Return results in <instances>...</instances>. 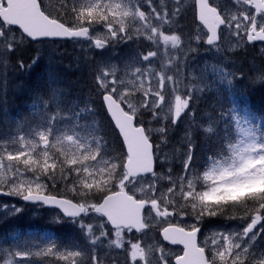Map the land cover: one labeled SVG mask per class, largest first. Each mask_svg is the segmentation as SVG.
Masks as SVG:
<instances>
[{
    "label": "snow or ice",
    "instance_id": "1",
    "mask_svg": "<svg viewBox=\"0 0 264 264\" xmlns=\"http://www.w3.org/2000/svg\"><path fill=\"white\" fill-rule=\"evenodd\" d=\"M58 40L79 45L93 89L70 107L51 89L30 120L0 132V197L23 202L0 209L50 211L76 238H16L0 264H264V130L219 101L211 114L197 107L208 92L235 94L238 79L264 82V67L224 66L225 52L264 42V0H0V83L10 66L37 63L39 52L22 56L33 42ZM204 45L217 62L195 75ZM216 220L235 225L200 239Z\"/></svg>",
    "mask_w": 264,
    "mask_h": 264
},
{
    "label": "rangeland",
    "instance_id": "2",
    "mask_svg": "<svg viewBox=\"0 0 264 264\" xmlns=\"http://www.w3.org/2000/svg\"><path fill=\"white\" fill-rule=\"evenodd\" d=\"M182 26H185V21H181ZM229 43H234V41L232 42H225V48L228 47ZM30 50L27 49L26 51V55L29 57L31 62V59L33 57H35L37 55V52H39V59L37 61L36 64H34L31 68L27 69V70H14L11 66L8 68L7 70V74H6V79L3 81V83H0V132H5L7 130L14 129L16 127L17 122L23 123L24 120L27 119H31L32 118V114L34 112L33 109V104L34 102L38 103L37 101V97H36V92L38 91L39 88H43L42 86H44V88L46 87V92L47 95L42 93V97L44 99H49V97L51 96V89H58L56 87V84L58 81V77H59V72L56 73V70L60 67V65H62L61 62H54L53 60L58 58L60 60H62V56H64V54H70L73 53V58L72 56H70L68 58V60H72L73 63H75V60L77 59V62L79 61V59H81L79 56L82 52L81 48L79 47V45L74 44V45H70L68 46L67 44H63V43H54V42H43V43H39L37 45H32L30 46ZM206 47H201L200 51L195 55V59L192 61V65H193V70H194V74L195 75H199V69L202 68L204 66L205 62H208L209 64L211 63H216L217 62V57L212 53V52H206L204 49ZM241 49V51H243L242 53H246V54H250L248 55L247 58L243 59L244 57L239 56L238 53H240L238 50ZM123 50V51H122ZM79 52V53H78ZM128 54V48L125 45H120L117 48V53L116 55L113 57L114 61L119 63V57L122 55H127ZM107 55H111V53H108ZM225 55L228 57V60L224 63V66L226 68V70L228 71H235V72H244L247 74V76H252V68L254 66L257 67H264V53L261 52L260 47L256 46V47H246V48H238L236 51L234 52H225ZM257 57L259 59H257ZM101 57L95 54V58L96 60L100 59ZM13 59L14 57L11 59L10 64L13 65ZM27 59V60H29ZM260 60L262 61L260 63ZM28 62V61H27ZM38 68L39 74L35 73V69ZM66 67L69 68V66L66 64ZM27 71V72H26ZM46 71L49 73V76H54L53 78H47V82L44 83L43 82V77L42 74L45 73ZM26 72V73H25ZM27 74L28 77H37V81L33 82L34 84L32 85H27L24 87V83L20 82V79L23 77V75ZM35 73V74H34ZM187 74V73H186ZM27 76L25 78H28ZM40 77V79L38 78ZM56 79V80H55ZM246 79V78H245ZM38 80L40 81V83H38ZM240 79L234 81L235 84V88L237 89V82H239ZM246 81H249V79H246ZM43 83V85H42ZM256 83H260V82H256ZM26 91H29L27 93H25V95H27L29 97V99L31 98V100H25L22 103L19 104H23V105H27L25 110H21L19 109V104H18V97L20 96V88ZM36 91V92H34ZM43 92L45 93V91L43 90ZM18 95V96H17ZM12 97L13 98V103H11L10 101H7L6 98ZM24 98V97H23ZM59 99L62 101L63 97L59 96ZM74 99V98H73ZM71 99V100H73ZM74 101H79L74 99ZM84 101V100H83ZM217 101H219V105L222 106H226V108H228V111L232 110L233 108L235 109V111L232 113L233 115L237 116L238 118H243V117H249L253 123L256 124V120L251 118L250 115L246 112V108L249 107V103L246 100H241L239 99L237 101V103H234V96L233 94L229 93L228 91H225L221 96L217 97L215 95V93L213 92H208L206 93L199 104H202L204 106H200L197 105L198 109L203 113L207 110H204L203 108H209L212 107L214 105H217ZM226 103H228L229 105H226ZM63 106L65 107H70L69 103H66L62 101ZM213 104V105H212ZM31 108V109H30ZM12 109H14L15 111H12ZM24 109V107H23ZM252 115V113H250ZM255 117V116H254ZM257 118V117H256ZM259 119V118H257ZM260 120V119H259ZM183 128V125H182ZM0 201H2L5 204H15L17 206H20L22 203L20 201H17L16 198H12V197H0ZM40 211L39 208H25L24 212H27L26 217L29 216L30 214H37ZM39 214V213H38ZM48 214L50 216H48ZM47 214L48 218H51V212H49ZM8 216L10 215H6L3 209H0V220H7ZM56 225V224H55ZM235 225V222L232 221H224V222H215L213 221L212 223H207L205 226H202V233L203 235H201L200 239H203L204 236L210 235L212 231L215 230H221V229H226V228H233ZM59 226V225H57ZM159 232L158 228H155L152 230V232L150 233V235L156 239L157 238V234ZM45 235H51V234H46L44 232L41 231H29V230H23V231H15V230H11L9 233H7L6 236V241H5V246L4 247H0V249H10L12 247V245L15 243L16 238H19L20 240H23L25 238H33L35 237L37 241H39L41 239L42 236ZM53 236L58 243H64L67 244L69 242H71L74 239H69L66 240L64 242L61 241L59 236L55 237L54 233ZM133 238L131 236V234H126L125 239H130ZM160 240V239H159ZM134 242V240H133ZM3 244V245H4Z\"/></svg>",
    "mask_w": 264,
    "mask_h": 264
},
{
    "label": "trees",
    "instance_id": "3",
    "mask_svg": "<svg viewBox=\"0 0 264 264\" xmlns=\"http://www.w3.org/2000/svg\"><path fill=\"white\" fill-rule=\"evenodd\" d=\"M47 2V0H46ZM189 23L190 22H186L185 21V28H189ZM190 30V28L188 29ZM75 44V43H68L67 45L70 46ZM28 50H30L31 48L28 47ZM26 50L23 51L22 56L24 58V60L26 61V63H31L29 62L30 59L29 57L26 55ZM79 53V52H78ZM81 54L79 57L81 59H79V61L77 62V59L75 60V63L72 62V60H68V58L70 56H72L73 58V53L70 54H64V56H62V60L56 58L53 61L54 62H61L62 65H60V67L56 70V73L59 72V79L56 84V87L60 90V96L63 97L62 101L66 103H69L70 106H72L74 103H78L80 106H83L84 102L89 98V94L91 92V90L93 89V83H92V79L90 76V69L88 67V65L84 62L83 60V53H79ZM239 56L244 57L243 59L247 58L248 55L250 54H246V53H240L238 54ZM93 58H95V53H93ZM29 59V60H27ZM257 59H259L257 57ZM96 60V59H95ZM28 61V62H27ZM262 61L260 60V63ZM16 60L15 57L13 59V65H15ZM66 64L69 66V68L66 67ZM37 67L35 69V73L39 74L40 71H38ZM27 72V71H26ZM25 72V73H26ZM23 75V77L20 79V82L24 83V87L27 85H32L34 84L33 82H36L37 77H28L27 74ZM34 73V74H35ZM237 73H240V71H238ZM49 73L46 71V74L43 73L42 77H43V82L46 83L47 82V78L49 80V78H53L54 76H49ZM28 78H25V77ZM40 79V77H38ZM56 80V79H55ZM38 83H40V81L38 80ZM237 84V89L235 88V94H233L234 96V103H237V101L239 99H243L248 101L249 103V107L246 108V112L250 115L251 118L255 119L257 122V124L259 123L260 128L262 130H264V82H260V83H253L250 80L246 81V79H240L239 82L236 83ZM43 85V83H42ZM43 88H39L38 91H34L36 92V97L41 96L42 93L47 95V90L46 87L44 88V86H42ZM20 88V87H19ZM43 90L45 91V93L43 92ZM29 91L23 90L20 88V96L18 97L19 99L18 104L22 103L25 100H31V98L29 99V97L27 95H25V93H27ZM92 99H95V93L92 92ZM18 96V95H17ZM24 97V98H23ZM79 100V101H74V99ZM7 101H10L11 103H13V98L9 97L6 98ZM73 99V100H71ZM84 100V101H83ZM200 106H204L202 104H198ZM213 105V104H212ZM226 105H229L228 103H226ZM216 106V105H214ZM23 107H27V105H23V104H19V109L23 110ZM213 107V106H212ZM212 107L209 108H203L204 110H207V112L209 114H211L212 111ZM223 109L225 112H228V108H226V106H223ZM12 111H15L14 109H12ZM252 113V115L250 114ZM255 116V117H254ZM259 119H257V118ZM97 120L99 123L104 124L105 126L107 125V121L104 120V117L102 114H98L97 116ZM183 132V128L182 125L173 133V141H175L176 139H178ZM197 142L198 143H203L202 138H200L199 136L197 137ZM224 222L223 220H216L215 222ZM11 230H15V231H23V230H29V231H47L48 233H54L55 237L58 235L59 238L61 239V241H66L69 239H75V235H71L70 233H68L67 231L64 230L63 226H55L52 225L50 223V219L47 218L45 215H41L39 217H36L34 219H30L28 217H15L13 219L10 220H5L4 222L0 221V247H4L5 246V241H6V236L7 233H9ZM57 236V237H58ZM4 244V245H3ZM106 252H109L110 255H116L117 252H119V250H105ZM121 259H123V257H121Z\"/></svg>",
    "mask_w": 264,
    "mask_h": 264
},
{
    "label": "flooded vegetation",
    "instance_id": "4",
    "mask_svg": "<svg viewBox=\"0 0 264 264\" xmlns=\"http://www.w3.org/2000/svg\"><path fill=\"white\" fill-rule=\"evenodd\" d=\"M187 16H188V22H190L189 23L190 30H188L189 28L186 29L185 26H184V30L187 33H191L196 29V26L198 25V21L194 20L193 12L191 11V9H189V11L187 12ZM258 47H260V45H258Z\"/></svg>",
    "mask_w": 264,
    "mask_h": 264
},
{
    "label": "water",
    "instance_id": "5",
    "mask_svg": "<svg viewBox=\"0 0 264 264\" xmlns=\"http://www.w3.org/2000/svg\"><path fill=\"white\" fill-rule=\"evenodd\" d=\"M58 41H71V40H58ZM34 43H36V42H34ZM166 244H168V242H166V241H164ZM171 246H181L182 247V245H171Z\"/></svg>",
    "mask_w": 264,
    "mask_h": 264
},
{
    "label": "bare ground",
    "instance_id": "6",
    "mask_svg": "<svg viewBox=\"0 0 264 264\" xmlns=\"http://www.w3.org/2000/svg\"><path fill=\"white\" fill-rule=\"evenodd\" d=\"M183 21H188V16H187V14H186V16H185V18L183 19Z\"/></svg>",
    "mask_w": 264,
    "mask_h": 264
}]
</instances>
